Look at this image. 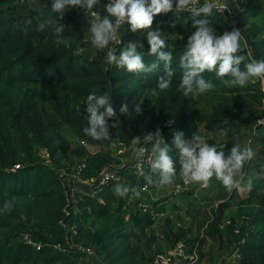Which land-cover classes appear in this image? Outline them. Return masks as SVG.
Here are the masks:
<instances>
[{"label":"trees","instance_id":"obj_1","mask_svg":"<svg viewBox=\"0 0 264 264\" xmlns=\"http://www.w3.org/2000/svg\"><path fill=\"white\" fill-rule=\"evenodd\" d=\"M16 1L0 0V264H78L89 258L97 264H152L156 254L151 258L148 252L158 238L148 230L157 226V216L175 204L164 199L146 205L142 188L147 180L149 190L168 186H157L159 175L150 166L148 179L138 177L130 163H122L113 153V145L133 149L131 139L141 137L136 147L145 145L151 154L152 144L142 137L159 131L176 161L175 181L181 176V183L175 133L183 132L191 139L201 128L209 132L220 129L231 138L254 129L264 116V81L225 87L214 73H205V79L217 85L215 90L195 99L185 97L179 89V59L196 29L190 12L161 13L154 17L152 29L159 30L166 40L175 75L170 89L153 97L150 91L164 73L162 62L153 73L133 74L107 64V52L86 57L83 53L92 52L93 46L80 24L89 13L68 9L61 21L65 25L63 37L58 39L52 28L38 30L39 23L55 15L52 0H46L41 10ZM227 2L231 15L213 9L212 16L207 17L210 26L217 34L240 30L244 63L264 60V0ZM26 26L27 34L22 30ZM131 37L122 36L117 55ZM137 39L145 63L156 62V57L148 54L146 33ZM92 93H107L116 108L118 121L109 119V141H97L83 133L88 126L85 102ZM140 99H144L142 112L137 113L134 108ZM123 105L128 106V112L121 114ZM116 122L119 127H111ZM255 139L260 148L253 159L261 162L245 165L242 183L246 197L242 198L238 189L226 191L213 178L211 181L218 185L216 202L206 211L209 219L204 223L199 220L197 237L187 238L184 232L173 236L174 244L186 240L189 253L196 248L199 262L205 257L204 245L210 241L212 251L218 247L227 256L224 264H264V135L255 134ZM74 140L83 145L73 148ZM207 143L218 149L225 145L226 154L231 149L224 141ZM105 169L115 178L100 185ZM70 177L87 183L90 192L73 197L74 180L69 183ZM117 184L139 190L140 198L132 191L127 197H119L114 192ZM194 185L181 195L194 197ZM6 200L13 201L11 212L2 211ZM235 202L237 212L233 216L229 209ZM168 228L170 220L166 218L162 234L172 239L173 231ZM25 235L41 249L27 244ZM80 246L94 253L82 251ZM213 254L210 252V264H215Z\"/></svg>","mask_w":264,"mask_h":264},{"label":"clouds","instance_id":"obj_2","mask_svg":"<svg viewBox=\"0 0 264 264\" xmlns=\"http://www.w3.org/2000/svg\"><path fill=\"white\" fill-rule=\"evenodd\" d=\"M100 2L101 0H52L51 11L55 15L39 23L38 30L52 28L53 34L58 39L62 38L65 25L61 21L65 12L71 8H79L94 18L88 31L91 33V45L97 50L109 49V45L118 40L119 29L124 25H127L132 33H146L148 54L155 56L156 62L145 63L143 53L138 51L141 47L138 41L127 43L119 55L116 54L115 48L109 49L106 62L133 74L153 73L162 62L164 73L158 77L156 87L150 91L151 96L155 97L170 89L175 70L172 67L173 55L166 50V40L159 30L152 29L154 17L161 13L175 12L179 15L181 12H190L196 30L189 36L179 59V67L182 70L179 89L185 97L191 96L195 99L215 90L217 85L205 79V73H214L225 87H244L249 82L264 81V60L253 59L244 63L245 56L240 54V30L234 28L230 32L217 34L209 24L207 17L212 16L214 8L223 12L226 9L231 11L227 3L218 5L212 0H205L200 5L199 0H175V4L174 0H109L107 4L102 5L107 15L101 16L93 10ZM22 30L27 34L29 28L26 26ZM143 100L140 99L135 104V112H142ZM85 104L88 126L83 128V133L97 141L111 140L109 119L118 121L112 98L107 93H92L87 96ZM119 109L121 114L128 112L127 105ZM111 127L118 128L119 123H113ZM142 138L144 142L152 144L150 168L153 173L159 175L157 186H171L175 181L177 168L176 161L169 154V145L164 142L159 131L146 134ZM173 142L178 149L180 174L185 184L208 187L210 181L215 178L228 192L240 188L245 165L255 155L250 147L241 148L239 145L232 146L226 154L223 150L225 145L218 149L195 133L191 139H186L183 132H177ZM131 143L135 156L138 159L143 157L146 148L136 147L141 143V137L131 139ZM130 191L135 198H140L139 190H130L120 184L114 186L115 194L122 198L127 197ZM12 209L13 201L6 200L2 211L11 212Z\"/></svg>","mask_w":264,"mask_h":264},{"label":"rangeland","instance_id":"obj_3","mask_svg":"<svg viewBox=\"0 0 264 264\" xmlns=\"http://www.w3.org/2000/svg\"><path fill=\"white\" fill-rule=\"evenodd\" d=\"M105 1L106 0H101L100 4L94 6V9H93V10L97 11L101 16L107 15V12H105V11L103 12V9H102L103 8L102 5H104ZM44 2H46V0H25L24 2H22V1L17 2L16 1V3H19V4L25 3L24 5L31 7V8H34V9H39V10L43 9ZM91 22H93V19L89 13L88 17L86 19H84L80 24V27L85 32L86 40L89 42L91 41V33L88 31V29L90 27ZM261 22H262V24H264V18H262ZM214 31L217 33L216 29H214ZM120 35H121L120 41H122V36L131 35L132 37L128 39L127 43L138 41L139 44L141 45L139 39H137V36L143 35V33H141V32L132 33L128 29L127 25H125L123 27ZM120 44H118L116 46V48H115L116 50ZM125 46H126V44H125ZM125 46H122V50ZM84 50H86V49H84ZM103 52L106 53L107 50L105 49V50L101 51V50H97L93 47L92 52L85 51L83 54L86 57L90 58V57H94L96 54L103 53ZM255 134L259 135V136L264 135V129L261 128L259 131H257V130L255 131L254 129L244 130V131H242L241 134L236 135V136L231 137V138H227L225 136V133L222 132L220 129H217L213 132H209V131H206L205 129L201 128L199 133H198V135H200L206 143L208 140H213L214 143H220V142L224 141L226 144H229L231 147L234 145H239L241 148L249 147V144H250V148L253 150L254 153H256L260 148V144L257 141V139H255ZM250 141H251V143H250ZM80 145H83V143L79 142L77 140L72 141V147L73 148L78 147ZM122 150H124V152L121 156H119L118 154H120L122 152ZM113 153L116 154V156H118L120 158L122 163H124V164L130 163V161H131V150L129 148L124 147V146L115 147L113 145ZM45 155L46 154L44 153V156ZM259 162H261V160L256 161L252 158L246 164H249L250 166H256L257 164H259ZM244 173H245V170H244ZM180 177L181 176H179L178 179H176V181L171 186H168L167 188L158 189V190H149V191H143L142 190V192H145L144 202L146 205L148 204V201H155L156 202V201H161L164 199H168L171 201V203L175 204V205H173L172 208H169L165 214L157 216V221H158L157 226L154 227L153 229L148 230L149 234L151 232H155L156 236L158 238L156 246L153 248V250L151 252H148V256H150L151 258L155 254H157L158 252L169 250L170 247L174 244L173 236L180 233V232L186 233L187 238H196L198 235V226H199L198 222H199V220H202V222L204 223L205 220L209 219V214L206 213V211H208V208L211 204L216 202L215 197L217 195L218 185L216 183H213L212 181L210 183V187L209 188L207 187L208 189L207 188H201V186L199 184H195L194 185L195 186L194 197H191V196L185 197V196H182L180 193H174L175 189L178 188L179 186H181L182 182L178 183L180 181ZM72 180H74L73 187H71L73 197L76 195V193L82 194V193L90 192L91 189L87 187V183H81L80 184V183L76 182V180L73 179V177H70L68 179V182L70 183V182H72ZM238 191H239V194L242 196V198L246 197L247 194H246L245 187H244L243 183H241V186L238 189ZM236 212H237V202H235L232 206H230L229 214L235 216ZM194 217H196V219ZM166 218H169V220H170V228H168L167 230L169 231L170 229H172V231H173L172 239H171V237H170V239L166 238L162 234V230L164 228ZM183 240L186 242L185 239H183ZM186 247H187V250L189 251V247L188 246H186ZM217 248L218 247H216L215 251H212L211 250V243H210V241H208L203 247V252L205 254V257H204L203 261L200 262V264H210L209 260H208L211 256L210 252H214L213 256L215 257V259H214L215 264H224V260L227 259V256H223L224 254L221 253L219 250H217ZM95 257H96L97 261H102L101 258H99L97 256H95ZM224 257H226V258L224 259ZM84 262L85 263H78V264H97V262L91 258L87 259ZM141 264H145V262L142 261Z\"/></svg>","mask_w":264,"mask_h":264},{"label":"built area","instance_id":"obj_4","mask_svg":"<svg viewBox=\"0 0 264 264\" xmlns=\"http://www.w3.org/2000/svg\"><path fill=\"white\" fill-rule=\"evenodd\" d=\"M24 2L25 0H19ZM109 2V0H106L104 4H107ZM205 2V0H199V4L202 5ZM213 3L215 4H224L227 3V0H212ZM174 4H175V0H174ZM229 6V4H228ZM230 8V6H229ZM216 11H218V13L222 14V15H231V11H228L227 9L223 11L219 10L218 8H214ZM231 9V8H230ZM106 12V9H104ZM99 14V13H98ZM92 19H94L92 17ZM125 26V25H124ZM122 26L119 29L118 32V40L116 42H113L109 45V49L111 48H116V46L118 44L121 43L120 38H121V31L123 29ZM107 49V50H109ZM258 127L264 128V116L260 117L257 121H256V125L254 127V130H256ZM139 147H144L146 148V152L144 154L143 157L141 158H137L134 154V151L132 148H129L131 150V161L130 164L132 166V169L134 170L135 174L138 177H145V178H149V174L147 171V168L150 166V161H151V154L148 152V148L145 145L139 146ZM128 148V147H127ZM124 150H122V152L120 154H118L119 156H121L123 154ZM46 154V153H45ZM44 157H48V154H46ZM19 167V166H17ZM141 172L143 174H141ZM115 175L113 173H111L110 171H108V169H105L102 172V176L100 179V185L106 184L108 183L111 179H114ZM192 184H185L183 179H182V183L181 186H179L178 188L175 189L174 193H184L186 191L189 190V187H191ZM201 188H207V187H201ZM143 191H149V186H148V180L146 182V184L144 185V187L142 188ZM143 208H146V205H142ZM68 214V213H67ZM74 233H76L74 231ZM236 233H239V229H236ZM25 242L29 245H32L34 247H36L38 250L41 249V245L38 243L33 242V240L30 238L29 235H25L24 236ZM186 243L184 241H178L174 244L173 247H171L169 250L161 252V253H157L151 263L152 264H199V254L197 252V249L195 248L193 250L192 253H189V251L187 250L186 247ZM80 250L82 251H86L89 254H93L94 251L90 248H84L82 246L79 247Z\"/></svg>","mask_w":264,"mask_h":264}]
</instances>
